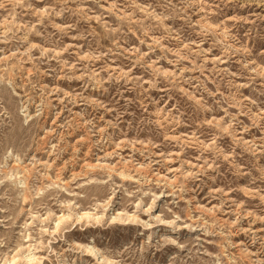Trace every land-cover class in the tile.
Returning a JSON list of instances; mask_svg holds the SVG:
<instances>
[{"label":"rangeland","instance_id":"1","mask_svg":"<svg viewBox=\"0 0 264 264\" xmlns=\"http://www.w3.org/2000/svg\"><path fill=\"white\" fill-rule=\"evenodd\" d=\"M78 243L264 264V0H0V264Z\"/></svg>","mask_w":264,"mask_h":264},{"label":"bare ground","instance_id":"2","mask_svg":"<svg viewBox=\"0 0 264 264\" xmlns=\"http://www.w3.org/2000/svg\"><path fill=\"white\" fill-rule=\"evenodd\" d=\"M71 215L72 214L69 213V215L66 217H71ZM74 216H76V219L78 222H83L84 220H86L87 222H90L92 219H94L97 222H100V219H101L100 215H97V213L87 211V210H83V209L76 211L74 213ZM63 217H65L64 214L62 215V217L60 219H63ZM123 219L124 218L122 217V213L119 212L118 215H115L113 217L111 222H114L116 220H123ZM133 219H135V218H133ZM58 226H59V224H57V230H55L54 232L58 231ZM173 233L178 234V231L173 230ZM78 245L80 247L82 246L83 251L85 252L84 254L77 255L74 259L72 258L74 261H72L69 257L64 256L62 259H60V260L58 259L59 261L57 262V264H92L91 261L86 258V256L93 257V260H95V264H120V263L114 262V260L110 256L106 255L96 244H88L87 243L85 245H82L81 243H78ZM20 260L23 263H27V264H39V263H41L39 260L32 259L31 257H28V256L25 257V255H24V258L13 257L9 261V264H16Z\"/></svg>","mask_w":264,"mask_h":264}]
</instances>
